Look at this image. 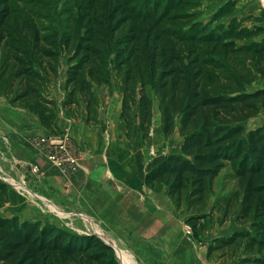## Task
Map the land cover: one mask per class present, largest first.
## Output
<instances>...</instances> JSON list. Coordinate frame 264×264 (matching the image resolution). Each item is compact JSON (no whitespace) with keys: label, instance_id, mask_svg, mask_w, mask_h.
<instances>
[{"label":"trees","instance_id":"trees-1","mask_svg":"<svg viewBox=\"0 0 264 264\" xmlns=\"http://www.w3.org/2000/svg\"><path fill=\"white\" fill-rule=\"evenodd\" d=\"M12 1L0 0V52L5 54L0 96L36 114L41 125L56 134L57 102L47 96L46 82L56 75L62 52L73 51L63 107L79 106L80 97L91 115L97 105L94 86L109 84L113 65L123 74L124 114L130 124L139 88L145 131L151 124V86L159 98L164 135H172L179 120L184 140L179 154L169 155L145 175V185L153 189L165 183L177 209L183 201L197 206L230 164L242 192L236 217L242 229L217 238L208 253L235 247L242 250L239 264H264V126L247 130L244 125L264 106V88L248 92L242 79L251 83L254 73L264 76V27L245 26L250 20L264 22V13L232 17V2L203 23L194 15L174 13L184 0H88L78 12L77 30L60 37L42 35L28 21L10 29ZM228 17L227 24L215 25ZM203 46L222 60L247 55L256 63L222 72V63L208 56ZM8 200V184L0 180V209ZM232 208L228 205L225 214ZM207 219H186L197 241ZM0 264L121 263L114 249L94 234L0 217Z\"/></svg>","mask_w":264,"mask_h":264},{"label":"rangeland","instance_id":"rangeland-1","mask_svg":"<svg viewBox=\"0 0 264 264\" xmlns=\"http://www.w3.org/2000/svg\"><path fill=\"white\" fill-rule=\"evenodd\" d=\"M87 1L13 0L10 29L15 31L19 25L28 21L36 25L42 35L58 34L62 37L77 30L78 12ZM232 2L236 5L232 17L243 19L258 17L264 13V0H184L180 9L174 13L194 15L197 21L209 23L221 7ZM229 18L215 25L220 22L227 24ZM245 26L264 27V22L250 20ZM202 48L208 56L222 63V72L239 70L243 64L253 67L256 63L255 58L253 60L252 56L247 55L222 60L213 56L210 49L205 46ZM72 55L73 51L62 52L56 75L48 77L46 82L47 96L57 102L58 128L59 124L62 127L56 134L45 129L41 122L38 127L36 117L38 120L39 117L36 114L19 104H13L5 96H0L1 112L18 111L9 114L10 121L0 120V180L9 187V200L0 209V217H17L20 222H42L79 235L97 234L117 248L114 251L122 264H239L242 250L239 252L235 247L208 253L217 238L231 236L242 229L236 221L242 192L231 165L226 164L202 204L190 207L183 201L182 207L177 209L168 196L165 183H159L150 189L144 183V176L169 155L179 154L184 140L179 132V120L175 132L165 136L159 98L154 89L148 86L147 93L153 104L151 124L147 130L141 129L137 96L139 88L136 103L132 106L130 124L124 114L123 74L118 73L113 65L109 67V84L94 86L97 105L93 107L91 115L87 104L80 97L79 106L65 109L63 103L67 96V71ZM4 57V52H0V68ZM254 76L251 83H246L247 78H242L248 92L264 88V76L257 73ZM235 87L236 84L231 90L235 91ZM20 111L32 115L33 123H25ZM12 116L16 117L12 119ZM13 121L17 122L18 129L13 128ZM244 125L247 130L264 126V106L255 116L245 121ZM96 135L103 136L106 140L103 156L108 160L105 163L100 161H104L105 157H100L96 152L91 153L96 144ZM51 138L64 144L65 150L59 149L62 144L54 142L57 146L51 145ZM60 155L63 158L79 159L77 171H72L69 162L60 164L62 167H59L58 163L62 161H56L54 157ZM86 160L100 163L102 173L106 178H111L106 181L110 186L104 197L101 196L104 191L101 188L97 190L99 187L96 185L85 195L81 190L78 193V174ZM48 177L59 181H46ZM152 193L159 198L156 208L158 211L173 209V212L171 219L160 218L159 232L155 231L156 226L153 228L152 223L149 224L146 233H153L151 237L142 235L138 222L133 228H125L119 219L114 220L112 217L113 210L120 213L123 202L122 209L125 208L126 211L149 212L146 206H149L147 200ZM121 196L124 197L123 200ZM117 199L122 202L121 205ZM230 204L233 208L226 215ZM198 215L208 216L202 222L205 230L200 241L194 238L191 227L186 224V219Z\"/></svg>","mask_w":264,"mask_h":264},{"label":"crops","instance_id":"crops-1","mask_svg":"<svg viewBox=\"0 0 264 264\" xmlns=\"http://www.w3.org/2000/svg\"><path fill=\"white\" fill-rule=\"evenodd\" d=\"M0 107H1V104H0ZM15 113H18V111H14V112L4 111V113H3L0 110V115L3 114V116H0V120L4 119L5 121H10L9 119L11 117H9V114L12 115ZM20 113L22 115L21 117L24 118L25 123H28V124L33 123L34 118L32 117V115L28 114L26 111H20ZM13 117H16V116H12V119H13ZM36 122H37L36 123L37 126L40 127L38 125V124H40V121L38 120L37 117H36ZM12 125H13L14 129H18V125H17L16 121H13ZM0 128H1V125H0ZM35 128H37V127H35ZM59 128H62L60 124H59ZM69 128L71 129L70 125H69ZM15 140H17V138H15ZM95 141H96V144H95V147L91 153L94 154V152H96L100 157H105V156H103V150H104L103 145H105L106 140L103 138V136H97L96 135ZM36 160H40V159L36 158ZM106 160H108L107 157H105L104 161H102V160H100V161H101V163H105ZM99 164L100 163H92V162L87 161V160L82 163L80 172L78 174V193H79V190H81L85 195V193L88 190H91L94 187L93 185H96L99 187L97 190H100V188H101L104 191V194L101 196L104 197L105 195L108 194L107 188L110 185L106 184V181H110L111 178L110 177L106 178L104 173H102V168H101V165H99ZM144 178H145V176H144ZM57 180L59 181V179H55L52 177H48L46 179V181H51V182H54V181L57 182ZM57 188L59 189L60 185L57 186ZM78 193H76V194H78ZM123 199H124V197L121 196V200H123ZM117 201H120V200L117 199ZM147 201H148L149 206H146V209L149 212L142 211L140 213L138 211L136 212L134 210L126 211L125 208L122 209L124 207V205H123L124 202L122 204V202L120 201V205L122 204V206H121L122 208L120 210V213L118 214L115 212V210H113L112 212L114 215L112 217L114 218V220L119 219V222H121V225L124 226L125 228L126 227L127 228H133L136 225V223L138 222L139 223V229L142 231V235L144 237H147V238L151 237L153 235V233L152 234L146 233L149 230V224L152 223L153 228L156 226L155 231L159 232L160 231L159 228L161 226L160 218L165 217V218L171 219L173 209H167L168 211H163V212L158 211L156 208L158 206L157 204L159 203V198L154 193L149 195ZM167 207H169V206H167ZM113 208H115V207H113ZM163 214H165V215H163ZM117 215H119V216L116 217ZM161 215H163V216H161ZM146 229H148V230H146ZM111 239H112V241H115L113 238H111ZM146 240H150V239H146ZM146 240H144V241H146Z\"/></svg>","mask_w":264,"mask_h":264},{"label":"built area","instance_id":"built-area-1","mask_svg":"<svg viewBox=\"0 0 264 264\" xmlns=\"http://www.w3.org/2000/svg\"><path fill=\"white\" fill-rule=\"evenodd\" d=\"M54 142H56L57 144H62V143L59 142L58 140L55 141V138H51V139H50V144H51V145H56V146H57V144H54ZM66 142H67V140H66ZM63 146H64V144H62L61 147H60L59 149L64 151L65 149H64ZM54 155H56V154H54ZM54 158H55L56 161H62V163H58V166H59V167H62L60 164H63V163H67V162H69L70 165H71V167H72V171H74V172H75V170L77 171L78 160H79V159L76 160V159L71 158V157L63 158L61 155H60V156H55ZM74 172H73V173H74Z\"/></svg>","mask_w":264,"mask_h":264},{"label":"water","instance_id":"water-1","mask_svg":"<svg viewBox=\"0 0 264 264\" xmlns=\"http://www.w3.org/2000/svg\"><path fill=\"white\" fill-rule=\"evenodd\" d=\"M88 235H91V234H88ZM94 235H96V236H98L97 234H94ZM100 239H102L100 236H98ZM107 245H109V246H111L115 251H117V248L113 245V244H111L109 241H106V240H104V239H102ZM122 264V263H121Z\"/></svg>","mask_w":264,"mask_h":264}]
</instances>
